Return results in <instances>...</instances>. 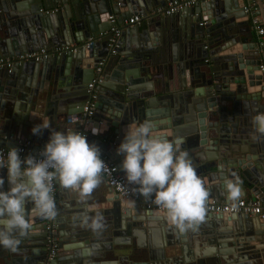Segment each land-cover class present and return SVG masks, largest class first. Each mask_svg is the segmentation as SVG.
I'll return each mask as SVG.
<instances>
[{"label":"water","instance_id":"1","mask_svg":"<svg viewBox=\"0 0 264 264\" xmlns=\"http://www.w3.org/2000/svg\"><path fill=\"white\" fill-rule=\"evenodd\" d=\"M170 1L0 0L1 59L41 49H74L22 62L8 73L0 71V147L27 142L35 154L44 149L51 134L45 129L33 135L35 126L49 124L51 130L64 132L51 118L49 102L54 99L48 96L49 91L61 92L67 102L66 120L76 118L69 121L74 123L70 130L84 133L90 144L98 145L125 178L123 156L116 150L130 123L151 120L157 134L184 141L182 148L209 191L206 202L230 203L225 182L232 180L240 184L239 199L264 203V136L253 139L252 135V118L264 113V76L258 71L256 43L246 46L252 41H246V37L251 40V29L244 2L206 0L170 16L151 13ZM110 15L114 23L107 21ZM134 15L139 17L138 26L121 31L118 50L106 58L95 85L92 116L83 120L86 86L96 64L108 53L107 36L87 48L84 43ZM150 70H155L154 75ZM144 79L160 81L156 93L142 83ZM66 87L69 92L63 90ZM39 108L40 115L34 116ZM54 112L63 114L58 108ZM93 127L106 130L92 135ZM0 178L5 179L0 190L7 191L6 168L0 169ZM127 183L135 198H121L107 188L111 196L103 200L109 207L101 214L108 221L100 231L75 226L77 220L82 223L80 217H66L69 222L63 224L59 216L52 220L59 251L48 264H100L105 254L117 264H127L133 257L140 261L129 264H188L192 258L188 255H196L199 241L209 247L202 255L209 257L210 264H231L230 260L264 264V217L206 213L196 231L180 233L165 212L145 209L149 198ZM26 208L31 230L17 252L0 247V264H43L47 257L43 218L32 211L30 202ZM64 252L69 254L61 255Z\"/></svg>","mask_w":264,"mask_h":264},{"label":"clouds","instance_id":"2","mask_svg":"<svg viewBox=\"0 0 264 264\" xmlns=\"http://www.w3.org/2000/svg\"><path fill=\"white\" fill-rule=\"evenodd\" d=\"M252 125L253 139L264 136V113L256 114ZM45 129L51 134L38 156L29 154L21 159L17 148H9L6 157L0 152V169H7L10 185L7 191L0 190V247L14 253L31 230L26 208L29 202L37 215L55 219L58 212L52 195L54 182L63 189L77 192L84 202L101 184L102 175L108 170L101 159L100 147L90 144L85 134L75 130H51L49 124L35 126L32 134H41ZM104 130L93 127L91 133L99 135ZM183 143L179 137L169 140L157 134L156 124L145 120L128 125L116 150L123 156L122 170L127 181L136 185L143 197L153 199L180 233L197 230L204 221L209 197L189 153L182 148ZM4 184L5 179L0 178V189ZM225 189L230 202L239 200L242 195L240 184L232 180L225 182ZM82 226L100 231L105 227L104 217L101 213L95 217L85 214Z\"/></svg>","mask_w":264,"mask_h":264},{"label":"built area","instance_id":"3","mask_svg":"<svg viewBox=\"0 0 264 264\" xmlns=\"http://www.w3.org/2000/svg\"><path fill=\"white\" fill-rule=\"evenodd\" d=\"M200 1L203 2L206 0H171L170 2L166 3L164 7L157 8L156 10L151 11V13H158L160 15L170 16L176 13L177 11H180L181 9L193 6L196 2ZM245 1L246 3H244L242 9L249 14L250 28L257 39L256 46L258 54L260 55L258 71L264 76V0ZM138 20V16H130L127 19H124L120 24L113 25L112 27H110L107 32L99 34L95 39L88 38L87 41L84 43V46L87 48L93 42H99L102 37L107 36L106 47L108 48V55H115L116 51L118 50V39L122 29L126 27H131L132 25L136 24ZM107 21H109L110 23H114V16H108ZM70 48H55L53 51H46L41 49L36 52L25 53L11 58H0V71L8 73L14 65H19L22 62L28 60H33L34 62H37L41 59L46 58L47 55L50 54V52L53 55H59L62 52L65 53L67 51H74L73 48ZM206 62L207 60H204V63ZM103 65L104 60L100 59V61L96 64V68L94 69L93 79L86 86L87 100L85 101L84 106L82 108V113L80 114V117L83 120H87L92 116L93 103L96 97L94 88L95 85L100 82L99 74ZM69 121H76V118H71L69 119ZM15 148L20 150L21 159L26 158L29 154H32L33 156H38V154L43 151V149H41L35 154L31 153L29 144L27 142H18ZM8 150V148L0 147V152H3L5 157L7 156ZM101 159H103V161L108 165V170L102 175V179L105 181L107 187H109L112 192H114L121 198H135L136 194L133 188L127 183L126 178L118 173L116 167L105 156L101 155ZM52 195L54 197L55 202H57L55 183ZM144 208L147 210L164 212V210L159 209L157 205L153 202V199L150 198L144 204ZM206 213L243 214L263 218L264 203L260 202L257 199H239L230 203H217L214 201H210L206 202ZM52 220L53 219L50 220L43 218L44 230L46 232L45 241L49 247V252L43 264H48V262L51 261L57 253V242L56 239L52 237L55 232V225L52 223Z\"/></svg>","mask_w":264,"mask_h":264},{"label":"crops","instance_id":"4","mask_svg":"<svg viewBox=\"0 0 264 264\" xmlns=\"http://www.w3.org/2000/svg\"><path fill=\"white\" fill-rule=\"evenodd\" d=\"M243 2L246 3L245 0H243ZM166 3H168V2H166ZM58 7L59 6H57V8ZM176 21H177V19L176 20L174 19V21L171 22V24L175 25L176 24ZM136 26H138V24H136ZM250 35H251V38H250L251 40H249V38L246 37V39H247L246 41H247V43L252 41L251 43L253 45V43H256L257 39H256L254 33L252 32V30L250 31ZM130 39H131V36H130ZM131 40H133V39H131ZM119 43L121 44V40L119 41ZM251 43L246 44V46L249 47V48L250 47H254V45L252 46ZM130 44H131V42L129 40V44L128 45H130ZM171 45L172 44H170V46ZM170 46H169V44L166 46V48H167V50L169 52H171V50H169ZM177 51H178V48H177ZM175 53H177V52H175ZM108 56H111V55H108V53H107V55H105V57H102L101 59H103L104 62H105V60H106V58ZM112 56H114V55H112ZM258 56L260 58V55L259 54H258ZM202 64H203V67L202 68H204V66H205L204 61L202 62ZM194 65H196V63H192L191 64V66L195 67ZM175 69H177V66H176ZM154 73H155V70H150V74H153L154 75ZM18 75L21 76L22 73H18ZM153 75H151V79L154 78ZM162 75H165V71L164 70L162 71ZM151 79H149V80H147V79L145 80L144 79L142 83L145 84V85H148L149 88H151L152 92L153 93H156V88L159 86V82L160 81H158L157 83H154L153 80H151ZM36 80H38V78ZM34 83H36V82H34ZM64 89L69 92V87L63 88V90ZM63 94L64 93H61V92L59 94L58 93H53V92H50V91L48 92V96H50L51 99H54L53 101L49 102L50 103L49 109H52V116H51V118L52 119H56L57 121H59V125H61V128L62 129L64 128V132H67V131H70V129L73 128V124L74 123H71L68 120H66V115L64 114V111L66 110L67 102L66 101H63L62 97H60ZM56 108H58L59 111H62L63 114L62 115H55V112L54 111L56 110ZM40 110H43V109L42 108H39V109L35 110L36 112H33L34 113L33 115L34 116L40 115L39 114V113H41ZM17 112L20 115H24V113L22 112V110H17ZM45 118L47 119V116H45L42 120H44ZM27 121H29V120H27ZM29 122L30 123H32V122L36 123L33 120H32V122L31 121H29ZM55 188H56V199H57V206H58L57 207L58 215L56 217L59 216L57 219H58V221L62 222V224L64 222L65 223L66 222H69L68 221L69 218H67L66 219L67 221H65V218L66 217L74 216L73 218L74 219H77V217L82 218L85 214L86 215H88L89 213H92L93 214L94 212H95V215H96L98 212L101 213V210L108 209V207H109L108 204L103 199H104V196H111V195L107 193V188L108 187H107V185H106V183H105V181L103 179H102L101 184L94 190V192L91 194V196L86 201H84V202H81V200H80V198L78 196V193L75 192V191L63 189L62 187H60V185L58 183H55ZM58 195H62L63 197L60 198V197H58ZM245 199L246 200H253V199H250L249 197H247ZM218 203H225V202H223L221 200ZM107 221L108 220L106 218H104V223H106ZM90 222L91 221H89V223ZM73 224L75 226L76 225L77 226L82 225V223L79 222L78 220L75 221V222H73ZM58 229L59 230L60 229L63 230V227L62 226L61 227L59 226ZM103 243H105V242H103ZM254 245H256V244H254ZM196 246H197V252L198 253L196 252V255L195 256L188 255V258L189 257H192V258H189V260L187 261V263L188 264H210V259H208L209 257H207L206 255L205 256L202 255L204 249L209 248V247L205 243L202 244L200 241L197 243ZM232 248L233 247H230V249H232ZM58 251H57V253H58ZM101 251H102V249H101ZM102 253L103 252H100V254H102ZM65 254H69V253L64 252L61 255H65ZM108 259H110V257L105 254V258L102 259L101 261H99V263L100 264H117L116 262H114L112 260H108ZM127 261H128L127 264L131 263V261L138 262V261H140V258L133 257V258H130V260H127ZM229 263L232 264V260H230ZM233 264H236V263H233Z\"/></svg>","mask_w":264,"mask_h":264}]
</instances>
